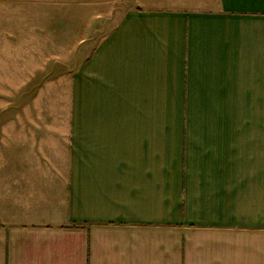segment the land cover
<instances>
[{"label":"crops","instance_id":"obj_1","mask_svg":"<svg viewBox=\"0 0 264 264\" xmlns=\"http://www.w3.org/2000/svg\"><path fill=\"white\" fill-rule=\"evenodd\" d=\"M104 3L65 133L3 118L0 264H264V0Z\"/></svg>","mask_w":264,"mask_h":264},{"label":"rangeland","instance_id":"obj_2","mask_svg":"<svg viewBox=\"0 0 264 264\" xmlns=\"http://www.w3.org/2000/svg\"><path fill=\"white\" fill-rule=\"evenodd\" d=\"M105 1L114 2L0 0V127L3 118L19 113L26 128L35 123L41 129L52 127L65 133L71 80L80 70L83 49L87 54L103 40L127 8L107 6ZM18 15L26 20L10 21ZM18 43L22 49H14ZM34 113L43 117L34 120Z\"/></svg>","mask_w":264,"mask_h":264}]
</instances>
